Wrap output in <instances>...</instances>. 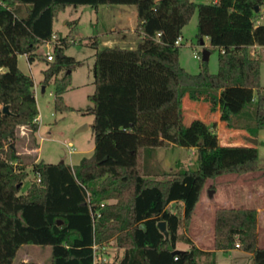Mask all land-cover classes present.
<instances>
[{"label": "trees", "instance_id": "16d2710c", "mask_svg": "<svg viewBox=\"0 0 264 264\" xmlns=\"http://www.w3.org/2000/svg\"><path fill=\"white\" fill-rule=\"evenodd\" d=\"M101 4L135 5L141 40L123 48L89 39L96 50L95 90L86 109L94 116V149L74 165L35 158V178L22 193L29 173L16 144L20 127H28L32 149L40 145L35 81L19 67V55L30 63L38 58L39 45L53 41L55 19L65 7ZM263 5L264 0H0V264H14L24 244L49 245L51 264H216L215 251L201 249L180 229L192 218L206 181L258 171L259 150L253 143L222 145L216 122L197 118L186 124L183 99L208 103L228 127L241 126L234 120L246 114L256 132L264 128L261 60L250 53L251 45L264 44V23H256ZM195 11L199 42L207 37L220 50L216 73L206 62L196 74L180 64L182 43L176 42ZM58 39L42 84L54 82L55 111L63 113L72 110L64 94L83 61L65 54L67 37ZM5 105L10 113L3 112ZM170 144L195 148L198 167L160 171L152 159ZM171 203H182L183 214L170 210ZM160 221L167 224L168 239ZM214 232L215 250L239 245L255 264H264L256 209H217ZM112 241L123 248L121 258L98 260L97 251ZM180 242L190 247L174 255Z\"/></svg>", "mask_w": 264, "mask_h": 264}, {"label": "rangeland", "instance_id": "374dc122", "mask_svg": "<svg viewBox=\"0 0 264 264\" xmlns=\"http://www.w3.org/2000/svg\"><path fill=\"white\" fill-rule=\"evenodd\" d=\"M196 3H207L213 0H194ZM256 23H264V15L259 13ZM198 11L192 15L191 19L183 29V37L180 45L179 61L190 73H199L204 61L196 55L202 53L204 48L209 49L210 58L207 67L210 72H218V58L220 50L213 48L208 39H204L205 44L201 45L198 33ZM119 28L116 32L113 29ZM55 37L50 43H43L37 49L38 58L30 63L26 55H19V67L27 74L31 75L38 85L36 88L37 104L39 109L41 132L36 134L40 150L31 148L30 131L28 127L21 126L16 140L17 149L22 153V163L28 177L24 180L21 192L25 193L35 178V174L30 165L36 158L43 159L47 163L66 162L74 165L80 162L84 156L91 155V148L95 145L92 124L94 116L86 113V109L92 105L89 96L95 90L93 67L95 63L96 50L89 44V39L98 37L100 46H120L123 48H135L141 40V35L137 31V8L135 5L126 4H101L98 8L90 5H69L63 9L54 23ZM67 37L71 42L65 48V54L73 56L83 61L82 66L76 67L72 71V82L69 90L64 94L65 102L72 107V110L63 113L55 111L54 104V82H50L42 91V81L44 70L49 66L46 54L48 51L54 55V45L58 38ZM76 41L73 43V41ZM258 57L261 60V84L264 87V52ZM256 93V92H255ZM257 95V93H256ZM183 108L185 123L190 124L194 119H202L212 124L210 120V106L206 102L192 100L188 95L184 96ZM244 119H235L236 125L228 127L220 126L216 132L220 137L222 145L249 144L250 138H258V147L261 155L264 154V128L256 130L253 127L252 116L242 114ZM250 124V127H249ZM252 125V127H251ZM255 134L257 137H255ZM44 137V139H41ZM70 142V145L67 144ZM73 147V148H71ZM73 149V152L70 150ZM260 155V154H259ZM152 163L160 171L178 172L183 169H196L198 159L196 150L170 144L156 150ZM212 181H215L213 178ZM219 194L211 203L216 205L220 202L222 193L226 192L225 183L219 182ZM221 190V191H220ZM221 192V193H220ZM114 200H110L113 202ZM222 201V200H221ZM169 209L183 214V205L178 203L170 204ZM202 211V206H198L188 223H183L180 232L188 235L195 242L201 244V236L211 238L215 232H201L200 226L196 222V215ZM216 212V211H215ZM216 214V213H215ZM210 244L214 243L210 240ZM204 245V244H202ZM186 243L180 242L178 248H185ZM207 247V246H205ZM52 249L49 245L24 244L19 249L14 264L23 261H33L39 264H51ZM123 248L115 246L110 242L108 246L97 251V258L104 263L117 261L123 255ZM240 251L229 253L219 252L216 254L217 264H253L252 259L246 258Z\"/></svg>", "mask_w": 264, "mask_h": 264}, {"label": "crops", "instance_id": "0c3cea01", "mask_svg": "<svg viewBox=\"0 0 264 264\" xmlns=\"http://www.w3.org/2000/svg\"><path fill=\"white\" fill-rule=\"evenodd\" d=\"M113 30L117 32L119 28H114ZM204 39H208V38L205 37ZM37 86L38 85L35 83V91H36ZM35 96H36V92H35ZM36 100H37V97H36ZM210 120L213 122H216L217 124L216 128H219L220 126H223V125L224 126L227 125L226 122H223L220 120L219 111L211 112ZM38 121H39L38 134H40L41 132L40 118H38ZM41 139H44V137H41ZM67 143H70V142L67 141ZM259 145H260V141L258 139L257 146L259 147ZM37 149H38L37 152H39L40 147ZM93 149H94V145L92 146L91 150ZM192 149L196 150L195 148H192ZM259 154L260 155H259V170L258 171L249 172L245 174H234V173L226 174V175L218 176L217 178H213L215 181H212L211 180L212 178L206 181V185L202 192L201 199L197 205V207L202 206V211L198 215H196L197 213H195V216L197 218L196 222L200 226L201 232L204 233L206 231V232L214 233L215 213H216L215 211L217 209H220V208H254L257 210L258 245L261 247H264V154L261 155L260 152ZM219 182L223 184L225 183L226 192L225 194L222 193L220 202L214 205L211 203V199H214L219 194V189H220L218 185ZM171 204H174V203H171ZM183 211H184V205H183ZM192 240L201 249L215 251V256L219 252L229 253L232 251H240L242 252L241 254H244L246 258H249V259L251 258L253 261V264H255L252 253L241 249L239 246H237L236 248L230 249V250H215L214 244H210V240L214 243L215 241L214 236L211 238H205V236H201V239H200L201 244L195 242L194 239ZM189 247L190 245L187 244V246H185L183 250L188 249ZM216 264H217V261H216Z\"/></svg>", "mask_w": 264, "mask_h": 264}, {"label": "water", "instance_id": "95a60500", "mask_svg": "<svg viewBox=\"0 0 264 264\" xmlns=\"http://www.w3.org/2000/svg\"><path fill=\"white\" fill-rule=\"evenodd\" d=\"M257 11H258V9H257ZM200 44L201 45L205 44V41H204L203 38L201 39ZM209 58H210V51H209V49L204 48L203 51H202V60L204 62H206V61L209 60ZM42 89H43V91H45V86H43ZM3 112L4 113H10L9 105H5L3 107ZM250 142L255 144V145H257L258 144V139L257 138H250ZM60 223H61V221H60ZM158 226H159L160 231L162 233H164L166 235L167 239H168L169 238V231H168L166 222L165 221H160ZM181 251H183V250L178 248V249L173 251V254L175 255V254H177V253H179Z\"/></svg>", "mask_w": 264, "mask_h": 264}, {"label": "built area", "instance_id": "2783aa9c", "mask_svg": "<svg viewBox=\"0 0 264 264\" xmlns=\"http://www.w3.org/2000/svg\"><path fill=\"white\" fill-rule=\"evenodd\" d=\"M260 13L262 14V15H264V5L261 7V11H260ZM54 38H56L55 36H54ZM73 41V40H72ZM181 41H182V38H179L178 40H177V44H181ZM57 42L58 43H60L61 41L60 40H57ZM47 44L48 43H50V42H46ZM262 52H264V44H259V43H255V44H253V45H251L250 46V53L253 55V56H255V57H258V55L260 54V53H262ZM198 58H202V53H200V54H198V55H196ZM46 57H47V59L48 60H50V61H52V60H54V55H53V53H51L50 51H48L47 52V54H46ZM2 70V68H0V71ZM68 145H70V143H67ZM71 148H73V147H71ZM70 152H73V149H71L70 150ZM239 246V245H238Z\"/></svg>", "mask_w": 264, "mask_h": 264}]
</instances>
